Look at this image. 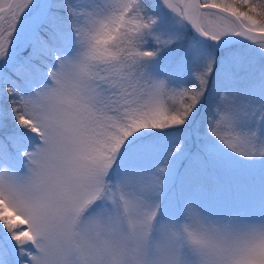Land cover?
I'll return each mask as SVG.
<instances>
[{
	"label": "snow or ice",
	"instance_id": "snow-or-ice-1",
	"mask_svg": "<svg viewBox=\"0 0 264 264\" xmlns=\"http://www.w3.org/2000/svg\"><path fill=\"white\" fill-rule=\"evenodd\" d=\"M0 264H264V0H0Z\"/></svg>",
	"mask_w": 264,
	"mask_h": 264
}]
</instances>
